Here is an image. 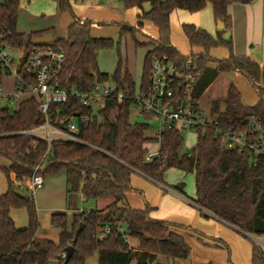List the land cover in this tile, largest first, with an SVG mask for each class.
I'll return each mask as SVG.
<instances>
[{
    "label": "trees",
    "instance_id": "16d2710c",
    "mask_svg": "<svg viewBox=\"0 0 264 264\" xmlns=\"http://www.w3.org/2000/svg\"><path fill=\"white\" fill-rule=\"evenodd\" d=\"M57 9L72 15L67 25L66 37L56 38L51 44L36 40L50 29L38 30L25 35L16 29L19 0H0V33L4 41L13 48L30 49L35 45L60 48L66 59L61 71V84L66 88L77 87L87 90L95 82L112 81L115 91L108 96L103 106L93 113L90 107L69 97L66 102L51 103L49 117L53 124L58 118L75 117L77 136L83 143L63 140H44L27 135H0V156L8 160L6 167H0L4 177L5 190L0 194V264H86L96 253L98 264H166L165 260L188 259L191 256L189 238L177 228H186L197 234L195 239L205 246L197 230L183 225L157 220L150 217L153 209L146 205L136 209L129 205L126 193L132 189L131 177L143 176L153 184L165 185L189 198L205 218H214L236 228L243 234L264 235V157L254 156L248 149H227L222 145L216 130L244 133L249 142L255 140L248 124V117L258 118L264 131V42L262 67L253 59L233 54L231 37H224L231 28L228 8L232 3H251L254 0H123L125 8L137 7V23L119 24V34H130L135 43V33L144 22H150L157 31V37L150 39L152 47L146 52L138 88L128 71L121 70L118 59L112 74L101 72L97 66L100 50L112 47L108 37L92 35V21L73 14L70 0H56ZM149 4L144 11L142 5ZM211 6L215 22L223 23L215 35L192 24L183 23L181 30L191 48L183 55L170 41V17L173 11L194 13L206 5ZM222 47L228 51L226 58L210 55L213 48ZM155 54H167L176 64L190 62L199 75L190 89L191 104L198 108L197 101L219 72L238 71L253 86L257 102L252 106L242 103L241 93L234 84H229L223 109L220 101L211 103L210 116L214 123L196 130V141L188 153L182 152L183 136L173 126L162 127L155 137L146 134L147 123L130 120V109L135 106L134 94L149 87L150 61ZM209 63H215L214 67ZM4 71L0 68V81ZM123 91L120 100L117 92ZM173 102L184 105L185 92L182 85L175 88ZM147 119L152 116L139 111ZM82 116L86 121H80ZM44 121L38 102L34 97L21 101L16 110L0 109V134L7 131L31 129ZM157 145L156 154L146 159L150 146ZM41 175L63 171L67 195L81 194L85 200H108L102 209L73 212L68 219L65 212L51 214V225L58 229L57 240L37 237L40 228L33 195L21 193L17 183L29 178L36 164L46 150ZM177 168L194 174L195 193L187 196L184 183L169 185L165 179L168 168ZM14 174L15 181L10 178ZM24 208L28 223L17 228L10 216L12 209ZM83 224L77 240L73 243L75 231ZM110 231L101 235L100 230ZM125 234L137 240V247L127 242ZM73 245L74 250L66 261L61 257L64 249ZM214 246H224L216 243ZM251 264H264L263 249L252 243Z\"/></svg>",
    "mask_w": 264,
    "mask_h": 264
},
{
    "label": "built area",
    "instance_id": "2783aa9c",
    "mask_svg": "<svg viewBox=\"0 0 264 264\" xmlns=\"http://www.w3.org/2000/svg\"><path fill=\"white\" fill-rule=\"evenodd\" d=\"M23 51L16 59L14 51ZM66 56L62 49L46 45H35L30 49L13 48L4 41L0 33V68L4 75L0 81V109L15 105L18 108L21 101L34 97L38 102L40 112L44 121L31 128L7 131L0 135H27L36 140H44L48 145L51 140L58 139L74 143H83L77 136V122L75 117L64 116L58 118L53 124L48 111L51 103L66 102L69 97L81 102L82 105L90 107L93 113L103 106L104 100L114 91L111 81L95 82L87 90L77 87L66 88L61 84V71ZM199 75L195 66L189 61L184 64H176L167 54H155L150 61L149 87L146 91H137L134 94L136 107L161 121L160 129L165 126H173L180 130L196 132L198 128H204L214 123L213 118H207L199 109L191 104L190 89L195 78ZM11 79V90L4 87V80ZM182 85L185 92V104L179 105L173 102L175 88ZM123 91L117 92L120 100ZM2 102V103H1ZM11 110V109H10ZM211 117V116H210ZM80 121H86L82 116ZM248 124L255 140L249 142L244 133H233L231 131L216 130V135L221 138L222 145L227 149L239 151L248 148L253 155L264 157V131L258 118L254 115L248 117ZM49 153L47 149L40 161L36 164L32 175L27 178L26 186L30 191L42 188L44 177L40 171L43 170V159ZM155 153L146 154L150 160ZM15 181V179H14ZM19 185L21 181L17 182ZM110 231L109 227L100 230L101 235ZM253 238V242L264 251V235ZM264 256V252H263ZM65 257V252L61 254Z\"/></svg>",
    "mask_w": 264,
    "mask_h": 264
},
{
    "label": "rangeland",
    "instance_id": "374dc122",
    "mask_svg": "<svg viewBox=\"0 0 264 264\" xmlns=\"http://www.w3.org/2000/svg\"><path fill=\"white\" fill-rule=\"evenodd\" d=\"M79 1L80 0H70L72 9L73 3ZM114 1L117 2L120 0ZM121 1L124 11L136 10L137 7L134 6L125 8L123 5V0ZM253 2L264 4V0H254ZM144 7L146 8V5ZM71 17L72 16L69 12H61L57 9L56 0H19L16 29L18 32L28 35L33 31L49 28L52 32V40L43 43L51 44L56 38L66 37L68 19H71ZM174 17L176 18V21L174 20V27L172 33L170 34V40L174 43L176 48H178L180 52H182L183 55H187L189 53V50L188 45L180 30L181 23H194V21L191 20H196L197 18V21L205 27L210 26V28L214 29V25H216L212 11L208 7L195 13H189L186 11L183 12L182 10H178L175 12ZM134 20L135 19L128 21V24H130L131 26H135ZM120 23L121 22H96L92 25V34L94 36H106L108 38H111L113 41L112 47L99 51L97 56V66L101 72L112 74L116 68L118 59L120 58L122 72L125 70L128 71L133 81L136 83V87L138 88L145 54L152 47V44H150L151 40L145 35V32L143 30L135 33V39L137 40L138 44L135 43L133 37L128 33L120 36ZM235 27H237L236 32L238 33L236 39L237 44H235V48H237L238 50H244L246 46L250 48L253 43L255 44V36H258V34L263 36L264 33V26H262L260 32L258 25L256 28L252 26L251 29H249V26L243 24H235ZM144 29L149 30V26L146 25ZM21 52L23 51H14L13 56L17 59ZM230 82H233V84L239 89L243 104L252 106L256 102L257 94L255 89L240 72H222L221 75H219L215 79L211 87L206 92H204L199 99V106L201 108V111L207 118H211V99L213 98L214 94L216 96L214 98L216 100H220V108L223 109L222 97L225 94L224 88L225 85H228ZM3 83L5 89L11 90V79H5ZM110 83L113 85L112 81ZM14 108L15 105H10L11 110H14ZM130 120L133 122L147 123L148 129L146 131V134H150L152 137L157 134V131L159 130V127L161 125V121L158 118L153 117L147 119L145 116L139 113L138 108L135 106L131 107L130 109ZM181 133L183 136L182 152L188 153L196 141L197 134L192 131L184 130L181 131ZM150 149L155 150V147L152 146V148L150 147ZM7 162L8 160L6 158L0 156V164H7ZM44 179L45 183L43 188L30 191V189H28L26 186L27 178H22V184L20 185L18 190L21 193L28 195L32 194L34 196L40 223L38 235L43 238H48L56 241L59 231L57 228L51 225L50 217L54 212H64L63 208H59L58 206L63 207L65 204L62 189V187L64 188L65 185V174L63 171H59L58 173L45 176ZM164 179L169 185L184 183V191L187 196H194V174L192 172H186L184 170L171 167L165 171ZM145 183L149 185L151 189L150 193L152 195H157L158 192H160V188L156 187L154 184H151L149 182ZM129 194L131 195V200L134 204L139 201V196L137 193ZM95 201L96 200L92 199L84 201L79 200L78 206L81 208V210L87 211L91 209H99V205L96 204ZM153 210L157 211V209H152V211ZM66 214L68 219H70L71 213ZM12 216L15 220L16 226H20L21 223L24 224L27 221V213L24 208L13 209ZM252 237L255 238L256 236L252 234ZM130 238L132 242L136 240L133 237ZM50 264L56 263L53 261ZM86 264H98L96 253L86 261Z\"/></svg>",
    "mask_w": 264,
    "mask_h": 264
},
{
    "label": "crops",
    "instance_id": "0c3cea01",
    "mask_svg": "<svg viewBox=\"0 0 264 264\" xmlns=\"http://www.w3.org/2000/svg\"><path fill=\"white\" fill-rule=\"evenodd\" d=\"M145 5H146V8L144 7ZM206 7H208L211 10V6L209 4L206 5L204 8ZM142 9L144 11H147L149 9V4L144 3L142 5ZM72 11H73V14L78 18L91 20L93 22L92 25L96 22L98 23H103V22L129 23L128 21H131L132 19H135L134 21L136 24L138 21L137 15L140 13L139 8H136V10L134 11H130V10L124 11L121 0L117 2H115L114 0H80L79 2L73 3ZM176 11L178 10L173 11L170 17L171 33L174 27V20L176 21V18L174 17V14ZM228 12L231 16V28L225 31L223 36L231 37L232 43H233V48H232L233 54L248 56L251 59L255 60L262 67L264 33H263V36H261L260 34H258V36L257 35L255 36V39H256L254 40L255 44L253 43L250 46V48L246 46L244 50L243 49L238 50L237 48H235V44H237L236 39L238 35V33L236 32L237 27H235V24L236 25L243 24V25L249 26V29H251L252 26L256 28L258 25L259 32H260L262 26H264V4L259 3V2H253V1L251 3H246V4L232 3L228 8ZM71 21H72V17L71 19H68V24ZM191 21H194V23H196L195 25L198 24L197 26L205 29L212 35H215L217 31L216 25H214V29H212L210 28V26L205 27L202 24H200V22L197 21V18L196 20L192 19ZM183 23L180 24V30H181V25ZM146 25L149 26V30L144 29ZM42 30H47V29H42ZM141 30L145 32V35L149 37V39H154L157 37L156 28L150 22H144ZM66 31H67V28H66ZM91 32H92V26H91ZM256 32H257V29H256ZM181 33H182V30H181ZM95 37H106V36H95ZM183 37L188 45V50L190 52L191 48L187 42V39L185 38L184 35ZM171 43L176 48V46L174 45L172 41ZM176 49L179 50L178 48ZM184 54H187V53H184ZM210 55L214 58L222 59V58L228 57V51L222 47L213 48L210 50ZM209 66L214 67L215 63H209ZM233 72L237 73L238 71H233ZM221 73L222 72H219L217 76L215 77V79L219 75H221ZM215 79L211 82V84H209V86L203 91V93L206 92L211 87ZM231 83L233 84V82H230L229 84ZM229 84L225 85V88H224L225 94L222 97V102L226 97V92H227ZM214 97H216L215 94L213 95V98L211 99V103L213 100H216ZM199 99L197 101V104H198V108L201 110L199 106ZM241 100H242V97H241ZM159 130H160V127H159ZM159 130L157 131V134ZM147 136L152 137L150 134H148ZM152 146L155 147V150L150 149V151L156 154L158 147L156 144H152L150 147L152 148ZM7 165H8V162L7 164H0V167H6ZM10 178L12 180L15 179L13 173L10 174ZM145 182H149L153 184L151 181L144 178L143 176H140L138 174L132 175L131 177L132 189L126 193L127 201L131 207L136 208V209H143L145 208L146 205H148L152 207L153 209H157V211L156 210L150 211L149 213L150 217L157 219V220H163V221L183 225L184 227H190L194 230H197L200 233H202L203 241L213 244L212 246L202 245L195 239L197 234L193 233L191 230H188L186 228H177L176 230L185 236H188L189 234L193 235V237H190L188 239L191 245V256L188 259L173 258V259H169L168 262L167 260H165L166 264H251V257H252L251 250H252V243L254 242L249 237V234H243L239 232L233 226H230L212 217L211 218L203 217L199 209L194 205V203L189 198L181 195L180 193L176 192L175 190L165 185L157 186L154 184L156 187L160 188V192H158L157 195H152L150 193L151 189L149 185H147ZM44 183H45V179H44ZM43 187H44V184L42 188ZM62 189H63L65 204L63 207L58 206L59 208H63L65 213H71V214L73 212L87 211V210H81V208L78 206L79 200L80 201L85 200L81 194L67 195L66 183L64 185V188L62 187ZM4 190H5V181H4L3 175L0 172V194ZM129 193H137L139 196V201L134 204L131 200V195ZM33 199H34V196H33ZM34 202H35V199H34ZM95 202L96 204L99 205L98 206L99 209H102L108 204L109 201L96 200ZM12 210L10 211V216L13 219L14 224H15V220L12 216ZM27 223H28V219L26 223L24 224L21 223L20 226H16L15 224V226L17 228H24L27 226ZM38 232H37V237L43 238L38 235ZM125 238L127 242L130 244V246L137 247L138 245L137 240L132 242L130 240L131 238L127 234H125ZM222 242L224 243V246H219V247L214 246V244L222 243Z\"/></svg>",
    "mask_w": 264,
    "mask_h": 264
},
{
    "label": "water",
    "instance_id": "95a60500",
    "mask_svg": "<svg viewBox=\"0 0 264 264\" xmlns=\"http://www.w3.org/2000/svg\"><path fill=\"white\" fill-rule=\"evenodd\" d=\"M216 27H217V29H222L223 28V23L221 21H217ZM51 40H52V34L51 33H47V34L42 35L41 37H39L36 41L38 43H43V42H49ZM82 228H83V224L81 223L78 226V228L76 229V231H75L73 243L77 240L78 234L82 230ZM73 250H74L73 245H69V246H67L64 249L66 261L70 258L71 254L73 253Z\"/></svg>",
    "mask_w": 264,
    "mask_h": 264
}]
</instances>
